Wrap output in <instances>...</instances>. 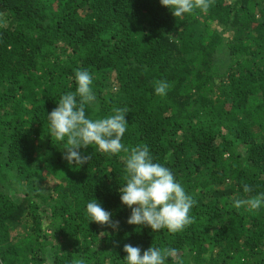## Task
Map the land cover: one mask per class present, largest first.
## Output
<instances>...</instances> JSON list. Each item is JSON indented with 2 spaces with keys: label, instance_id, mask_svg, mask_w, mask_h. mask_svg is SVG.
I'll use <instances>...</instances> for the list:
<instances>
[{
  "label": "trees",
  "instance_id": "obj_1",
  "mask_svg": "<svg viewBox=\"0 0 264 264\" xmlns=\"http://www.w3.org/2000/svg\"><path fill=\"white\" fill-rule=\"evenodd\" d=\"M209 5L176 18L160 0H0V264H124L125 244L175 249L167 264H264V206L234 203L264 193V0ZM77 70L93 76L90 118L127 109L122 143L195 199L182 232L127 223L123 152L64 159L47 114ZM93 199L117 229L89 222Z\"/></svg>",
  "mask_w": 264,
  "mask_h": 264
},
{
  "label": "clouds",
  "instance_id": "obj_2",
  "mask_svg": "<svg viewBox=\"0 0 264 264\" xmlns=\"http://www.w3.org/2000/svg\"><path fill=\"white\" fill-rule=\"evenodd\" d=\"M160 4L168 8L174 17L190 15L195 9L207 11L209 0H160ZM75 91L63 94L57 107L47 114L50 124V135L56 140L65 142L64 159L69 165L82 166L90 159L82 155L79 149L95 146L108 156L120 153L124 161L125 182L119 188L120 201L128 209L129 225L146 226L154 232L167 229L170 233L182 232L192 223L190 215L196 201L185 187L174 176L173 172L162 163L154 161L148 146L138 145L126 147L122 139L127 132V109L116 108L113 113L102 118H90L86 106L96 101L93 90V76L87 70L75 72ZM171 85L166 80L154 82V94L165 97ZM251 189L244 185V191ZM236 207L247 204L250 209L257 210L264 206V193L248 200H236ZM90 217L89 222L107 224L113 229L119 227L113 221L112 214L93 199L86 205ZM138 230V229H137ZM123 251L124 264H167L169 258L177 255L172 248L161 249L150 246L141 254L140 247L125 244ZM76 264H86L84 259Z\"/></svg>",
  "mask_w": 264,
  "mask_h": 264
},
{
  "label": "rangeland",
  "instance_id": "obj_3",
  "mask_svg": "<svg viewBox=\"0 0 264 264\" xmlns=\"http://www.w3.org/2000/svg\"><path fill=\"white\" fill-rule=\"evenodd\" d=\"M49 185H50V183H49Z\"/></svg>",
  "mask_w": 264,
  "mask_h": 264
}]
</instances>
